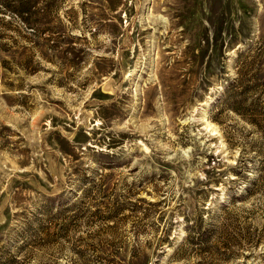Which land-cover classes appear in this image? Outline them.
<instances>
[{"label":"rangeland","instance_id":"1","mask_svg":"<svg viewBox=\"0 0 264 264\" xmlns=\"http://www.w3.org/2000/svg\"><path fill=\"white\" fill-rule=\"evenodd\" d=\"M0 264H264V0H0Z\"/></svg>","mask_w":264,"mask_h":264}]
</instances>
